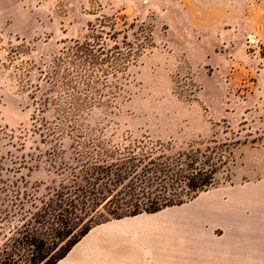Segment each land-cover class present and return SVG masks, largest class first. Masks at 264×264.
I'll return each instance as SVG.
<instances>
[{
	"label": "rangeland",
	"instance_id": "374dc122",
	"mask_svg": "<svg viewBox=\"0 0 264 264\" xmlns=\"http://www.w3.org/2000/svg\"><path fill=\"white\" fill-rule=\"evenodd\" d=\"M86 42L94 62L71 53ZM66 75L92 81L81 122L110 144L216 152L210 189L264 185V0H0V211L15 213L0 238L19 217L14 191L42 198L68 175L78 115ZM130 245L112 244L113 264ZM143 253L168 264L163 250Z\"/></svg>",
	"mask_w": 264,
	"mask_h": 264
},
{
	"label": "trees",
	"instance_id": "16d2710c",
	"mask_svg": "<svg viewBox=\"0 0 264 264\" xmlns=\"http://www.w3.org/2000/svg\"><path fill=\"white\" fill-rule=\"evenodd\" d=\"M71 53L85 62L97 60L89 42L77 43ZM100 54H105L104 49ZM108 59L114 60V55ZM62 88L68 97L69 117L78 115L69 119L75 156L61 164L68 175L42 198L27 189L14 191L18 209L14 212L19 217L8 227L10 235L6 232L0 238L5 236L0 243V264H56L96 225L181 205L216 183L222 162L221 156L213 162L216 152L171 155L138 143L112 145L81 122L82 111L92 100V81L82 75L75 82L66 75ZM55 129L50 132L54 134ZM13 215L10 210L0 211L1 234Z\"/></svg>",
	"mask_w": 264,
	"mask_h": 264
},
{
	"label": "crops",
	"instance_id": "0c3cea01",
	"mask_svg": "<svg viewBox=\"0 0 264 264\" xmlns=\"http://www.w3.org/2000/svg\"><path fill=\"white\" fill-rule=\"evenodd\" d=\"M123 241L136 244L129 246L136 253L115 264H150L141 258L154 247L165 251L168 264H264V185L215 187L182 205L106 222L56 264H113L112 244Z\"/></svg>",
	"mask_w": 264,
	"mask_h": 264
}]
</instances>
